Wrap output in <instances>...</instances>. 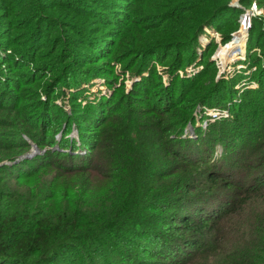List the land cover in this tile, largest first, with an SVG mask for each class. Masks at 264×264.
I'll return each instance as SVG.
<instances>
[{
    "label": "rangeland",
    "instance_id": "obj_1",
    "mask_svg": "<svg viewBox=\"0 0 264 264\" xmlns=\"http://www.w3.org/2000/svg\"><path fill=\"white\" fill-rule=\"evenodd\" d=\"M120 1L124 4L126 0H115L117 4ZM251 1L263 9V0ZM250 2L242 5L230 0V5L243 10ZM161 3L162 0H135L136 13L120 33L119 27L105 20L111 17L109 13L88 18L93 19L91 25L107 29L105 32L112 29V33L104 36L99 52L75 46L81 62L73 70H51L47 63L36 66L43 64V58H36L39 53L50 59L58 52L57 42L44 50L37 46L31 53L35 59L29 62L28 57L12 52L19 49L17 44L9 45L0 38V45L6 48L0 59V76L5 78L0 91V163L12 164L0 168L1 181L6 182L0 185L2 195L17 192L21 201L30 199L38 208L56 205L68 209L74 217L80 214V219L88 220L97 216L101 206L112 203H119V208L135 205L138 209V203L126 201L133 199L130 194L135 197L130 189L138 187L137 179L143 173L148 181L155 182L149 176L155 168L162 178L154 188L163 192L162 197L170 185L188 175V183L195 190L187 193L204 199L202 202L208 203L203 206L206 211L213 209L218 195L231 199L238 193L237 186L231 185L234 179L246 181L257 172L264 174V90H259L256 77L257 70L264 66L263 49L249 41V32L242 43H231L237 18V24L232 20L219 29L204 28L193 52L185 47L169 54L160 64L157 61L161 52L147 51L155 34L143 30L156 20L143 17L145 13L158 12L155 9L159 10ZM13 4L9 0L5 7L12 10ZM117 10L119 17L121 11ZM259 17L264 19V14ZM99 18L105 21H98ZM66 20L71 21L72 16ZM224 33L228 36L223 37ZM65 34L67 30L62 35ZM227 43L230 47L221 66L219 58L223 55H219V50ZM172 60L176 68L169 74ZM183 78L186 80L180 81ZM157 81L161 85H156ZM170 81L172 94L163 89ZM11 84L14 86H8ZM169 106L168 112H162ZM166 125L168 130L164 133L162 126ZM170 147L190 161L168 154ZM98 161L109 178H100L94 171L86 173ZM208 161L214 165L209 166ZM191 163L194 165L188 166ZM69 167L73 171H68ZM79 168L85 174L75 171ZM209 175L218 176L216 184L210 183ZM135 176L137 182L131 184ZM165 201L162 199L161 203ZM180 203L186 202L177 200L175 205ZM253 203H264V199L258 197ZM165 207L159 206L153 215L162 219L178 211ZM258 207L259 204L254 205L252 213H257ZM233 221L219 224L230 226L226 247L237 249L241 240L238 237L246 241L248 230L239 228L237 223L229 224ZM214 245H218L217 241H208L210 256L215 253ZM120 246L130 264L152 259L138 247L119 240ZM65 253L67 259L57 264H104L103 253L113 261L117 257L116 248L108 246L95 254ZM204 263L197 258L191 264Z\"/></svg>",
    "mask_w": 264,
    "mask_h": 264
},
{
    "label": "trees",
    "instance_id": "obj_2",
    "mask_svg": "<svg viewBox=\"0 0 264 264\" xmlns=\"http://www.w3.org/2000/svg\"><path fill=\"white\" fill-rule=\"evenodd\" d=\"M7 1L9 0L0 1V38L4 39L3 42L10 43L9 45L17 44L19 49H13L12 52L24 58L28 57L29 62L35 59L31 53L37 46L39 50H44L57 42L55 50L58 52L50 59H45L46 57H42L40 53L36 56L43 58L41 61L43 64H37V67L47 63L46 67L51 70L60 68L62 71H68L69 68L73 70L79 66L78 63L81 61L77 59L79 52L75 46H86L98 52L102 49L100 46L105 42L104 36L107 32L112 33V29L107 32H105L107 29L100 30L91 25L93 19L88 21V18L99 16L101 12L109 13L111 17L105 20L119 27L120 33V29L130 23L132 15L136 13L135 0H126L124 4H121V1L117 4L115 0H13L12 10L5 7ZM238 1L242 5L250 2ZM118 8L121 11L119 17ZM159 8L155 9L158 11L156 13H142L143 19L151 17L156 20L154 25L143 30L145 32L150 30L151 34H155L153 42L147 45V51L159 50L161 57L157 62L160 64L169 54L172 55V52H178L185 47L191 48L193 52L204 28L219 29L232 20L237 24V18L242 11V8L230 5V0H162ZM71 16V21L66 20ZM92 24L95 22L92 21ZM15 30L17 31L14 32ZM65 30L68 34L62 35ZM248 32L249 41H254L264 52V19L253 18ZM222 36L228 35L224 33ZM236 40L237 37L233 36L232 42L236 43ZM229 47L230 44L227 43L219 50V55H223L219 58L221 66L226 62ZM4 52L6 53V48L0 45V59L3 58ZM171 63L169 74L176 68V62L172 60ZM256 75L259 90L263 91L264 66L257 70ZM155 76L160 79L157 74ZM0 79L2 87L5 78L1 75ZM54 80L57 81L55 78ZM183 80L186 78L180 79ZM171 81L168 85H163V89L172 94ZM157 83L156 85H161L159 81ZM48 87L49 84L45 86L46 90ZM0 91H3V87ZM180 97L178 95L177 99ZM186 97L188 98V95ZM167 103L168 101H165L164 105ZM169 109L170 106L162 112H168ZM162 129H165V133L168 130L167 125L162 126ZM168 150V154L184 158L183 161H190L179 151L173 150V147ZM208 163L209 166L214 165L211 161ZM238 163L242 162L239 160ZM7 165L12 164L1 163L0 168L8 167ZM193 165L194 163H191L188 166ZM69 168L68 171H73L71 167ZM103 169L104 166L99 165L98 161L96 166L88 168L86 173L94 171L100 178H109ZM75 171L85 174L81 168ZM157 171L152 168L149 172V176L153 177L155 182L148 181L144 173L140 174V179H137L139 175L132 177L131 184L137 182L136 179L140 184L130 189L135 197L130 194L133 199L126 201L138 203V209L135 205L119 208V203H112L101 206L97 216L88 220L80 219L82 217L80 214L79 217H74L68 209H61L56 205L44 204L38 208L30 199L21 201L20 195L14 191L11 195L0 193V264H57L67 259L65 252H72L74 255L95 254L102 252V248L107 246L116 248L117 257L113 261L111 257H106L105 253L101 254L104 264H130L129 257L122 254L123 249L119 247V240L129 246L138 247L141 253L152 258L140 259L136 261L138 264H191L197 258H202L204 264H264V206H262L264 203H253L258 197L264 199L263 172L255 173L249 179L246 178V181L242 179L234 182V179L231 185L237 186L238 193L231 199L218 195L215 198L218 201L212 203L215 204L213 209L205 211L206 208L203 206H207L208 203L202 202L204 199H198L199 195L187 193L195 190V187L188 183L190 176L187 175V178L170 185L165 192L166 195L162 197L163 192L154 188L162 178ZM217 178V175L207 176L211 184H216ZM5 183L0 178V185ZM136 199L138 200L135 202ZM162 199H165L166 203H161ZM177 200L186 203L175 205ZM17 201L21 204L17 205ZM258 204V212L252 213V208ZM159 206L178 211L157 219L153 212L159 210ZM230 219L234 221L229 224L236 226L237 223L239 228L244 227L248 230L246 241L238 237L241 240L237 249L226 247L231 229L230 226L221 227L219 224L222 221L226 225ZM214 240L218 245H214L215 253L210 256L206 248L208 241Z\"/></svg>",
    "mask_w": 264,
    "mask_h": 264
},
{
    "label": "built area",
    "instance_id": "obj_3",
    "mask_svg": "<svg viewBox=\"0 0 264 264\" xmlns=\"http://www.w3.org/2000/svg\"><path fill=\"white\" fill-rule=\"evenodd\" d=\"M263 5H264V0H263ZM242 11L243 12H241V14L238 17V27L232 35L234 37H237V40H239V43L240 42L242 43L245 40L246 34L251 24V20L255 17H258L261 13L264 14V6L262 9L258 7L255 1H251L249 4V7L247 9H243ZM231 43L236 44L233 42Z\"/></svg>",
    "mask_w": 264,
    "mask_h": 264
},
{
    "label": "water",
    "instance_id": "obj_4",
    "mask_svg": "<svg viewBox=\"0 0 264 264\" xmlns=\"http://www.w3.org/2000/svg\"><path fill=\"white\" fill-rule=\"evenodd\" d=\"M21 157H24V156H21ZM1 164V163H0ZM7 164V163H6ZM8 164H10V163H8Z\"/></svg>",
    "mask_w": 264,
    "mask_h": 264
}]
</instances>
